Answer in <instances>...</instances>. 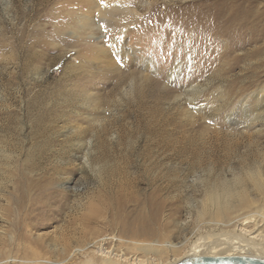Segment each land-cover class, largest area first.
Listing matches in <instances>:
<instances>
[{
    "label": "rangeland",
    "instance_id": "obj_1",
    "mask_svg": "<svg viewBox=\"0 0 264 264\" xmlns=\"http://www.w3.org/2000/svg\"><path fill=\"white\" fill-rule=\"evenodd\" d=\"M13 1L0 0L14 44L0 48V264H104L100 247L171 264L220 233L207 199L222 185L240 179L247 200L223 231L264 207V37L253 57L213 62L198 46L216 37L206 0H121L140 21L115 49L118 19L87 0ZM254 218L244 227L264 232ZM168 240L179 250L145 248Z\"/></svg>",
    "mask_w": 264,
    "mask_h": 264
},
{
    "label": "bare ground",
    "instance_id": "obj_2",
    "mask_svg": "<svg viewBox=\"0 0 264 264\" xmlns=\"http://www.w3.org/2000/svg\"><path fill=\"white\" fill-rule=\"evenodd\" d=\"M31 1L32 3H34L33 1H37L36 4H38L39 8L36 9V13H42V11L44 12L47 5L53 2V0ZM87 3L91 6L94 12L97 11L99 14H105L107 16L115 17L116 19H118L116 22H109L108 20L109 24L107 25L112 26L116 32V36L112 37V39L109 41V48L114 47L119 42L117 38L120 37V34L121 36H123V34L126 33V31L130 27H132V25H135L140 21V9L130 10L129 8H126L124 4L126 3V1L87 0ZM10 4L13 6L15 4V1L10 0ZM109 6H113V9L109 10ZM155 9L156 8H154V10ZM206 9L210 11V30H214L216 32V37L204 35V37H202L204 45L200 43L198 46L201 47L203 54L207 56L206 58L208 60L213 62L232 61L233 63H236L237 61L243 60L244 58H250L260 53V50L255 44L261 41V39L264 37V27L262 28V18H260L259 9L255 5L253 0H206ZM6 10L8 11V9ZM54 17H56V19L58 18V20H61V14L60 16L58 15V17L56 15ZM1 29V35L3 38H5L6 28L1 26ZM11 29L13 31V34H16V44H23V41H25V38H27L25 34L27 31L25 33L23 31L17 33L18 29L15 28V26ZM43 31L41 32L42 34L40 33L41 37L39 39L40 41H38L44 44L45 40L43 39ZM214 31L212 32L213 35L215 34ZM114 41L117 42L114 44ZM74 43L79 44V41H76ZM100 44L102 45V43H99L97 45ZM4 46L7 48H12L14 44L12 45L8 42L0 40V48H3ZM27 46L29 48V44ZM102 47L105 46L102 45ZM114 48L116 49V47ZM243 50H246L247 52L245 53ZM261 53H264V49ZM27 56L29 57L31 55ZM173 74H177V72L174 71ZM250 87H252V84H250ZM250 176L252 180L256 181V183L260 185V175ZM234 197L237 198L240 202L247 201L244 185L240 179L233 181L232 186L222 185V187H220L218 190L210 193L208 199L206 198L209 201L210 205L214 208V212L215 210H217L216 215L215 213H213V216L215 217L213 221L218 224L216 225V228L220 230V233L208 234L204 238H201L192 243L188 249V257L253 256L264 258V232L255 234L244 227L248 224L257 223V219L254 218L256 217V215H258L261 220H263L262 224H264V207L256 210V215L253 214L250 216H244L241 223H239L238 218H232L230 222H227V225L229 226L235 224L237 233L234 232L235 234H231L227 231L222 230L223 227L221 226V224H224L223 219L226 217V213H230V209H232L230 204L233 205L232 199ZM262 200L264 201V199ZM254 203L255 200H248V205H253ZM164 243L166 245H164L163 243L159 244V242L147 243L145 248H149L148 253H153L156 256H164L168 254L167 251L176 252L179 250L177 246L170 244V240L165 241ZM165 248H167L166 251L163 250ZM97 252L104 257V264H127L130 262V260L125 258L124 256H118L116 254L106 252L102 247L98 248ZM179 260L181 259L173 261L171 264H175ZM134 263L153 264L154 261L150 263L149 261L146 262L136 260L134 261Z\"/></svg>",
    "mask_w": 264,
    "mask_h": 264
},
{
    "label": "water",
    "instance_id": "obj_3",
    "mask_svg": "<svg viewBox=\"0 0 264 264\" xmlns=\"http://www.w3.org/2000/svg\"><path fill=\"white\" fill-rule=\"evenodd\" d=\"M175 264H264V258L253 256H191Z\"/></svg>",
    "mask_w": 264,
    "mask_h": 264
}]
</instances>
